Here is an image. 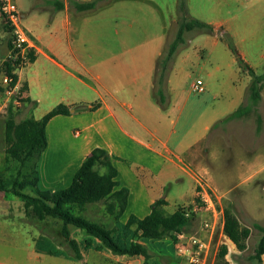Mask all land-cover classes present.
Masks as SVG:
<instances>
[{
    "label": "rangeland",
    "instance_id": "obj_1",
    "mask_svg": "<svg viewBox=\"0 0 264 264\" xmlns=\"http://www.w3.org/2000/svg\"><path fill=\"white\" fill-rule=\"evenodd\" d=\"M14 1L19 11L27 15L22 21L26 30L35 35H42L47 43L60 45L66 53L71 44L73 49L71 54L74 53V59L78 60L85 70L90 71L84 73L81 67L79 69L81 76L85 75L89 82L92 77L106 82L112 73L114 63L133 61L141 52L144 53V59L148 60L152 52L146 50H159L164 54L163 58L168 53L169 45L176 39L183 16L178 9V0H105L99 2L96 9L87 12L73 10L75 7L68 0L72 10L67 28L65 25L67 12L64 9H54L57 8L55 2L58 0ZM185 2L187 8L185 16L188 19H197L222 27L215 29L214 34L201 30L185 33L184 44L175 54L169 71L170 74L172 67L176 66L174 77L177 80L182 79L179 89L181 98H178V104H183L186 98L201 103L200 101L206 97L205 101L214 105L216 109L222 101L230 100L231 95L237 92H242L243 96H246L243 109H246L247 113L242 118L224 122V118L233 113V108L236 106L238 108V105L228 103L219 107L226 116L210 131L202 157L206 159L203 166L209 172L207 178L218 190L210 191L220 198L216 200L217 207L222 211L224 208H230L243 222L247 220V224L252 228L249 251L237 259L230 257V263L264 264L252 258L261 233L253 227L252 220L244 219L243 214L246 206L248 210L252 209L264 216V83L261 91L263 98L257 103L253 102L249 97V87L253 77L241 69L237 57L229 50L225 41V34H228L246 63L257 64L258 74L264 73V0H185ZM6 26L0 16V107L2 108L0 130L3 132L9 107H13L17 122L27 119L28 116L25 97L21 106H16L14 104L17 100L16 93L9 96L6 93L5 62L11 59L8 44L13 39L12 33ZM145 54L148 55L147 58ZM74 59H71L72 65ZM51 72L56 74L57 70L51 67ZM60 75L66 77L64 74ZM199 79L205 83L206 93L203 95L191 91V85ZM209 92L213 95L208 96ZM57 100L50 99L43 102L37 111L30 113V117L41 118V112ZM78 104L80 103L73 108H78ZM211 108L212 112L214 107L210 106ZM4 138L3 135L2 140L5 143ZM2 149L3 147L0 146V156ZM32 162L22 165L20 162L9 161L4 170L0 169V174H5L7 180L11 182L14 179L24 181L30 173ZM191 166L193 169V165ZM198 180L205 181L201 176H198ZM183 186L181 194L184 204L173 209L184 208L191 215L186 232L207 240L212 238L213 252H216L217 247L219 249L226 240L224 233H221L222 218L220 216L216 220L213 231L203 229V220L214 221V219L208 213L193 212L194 207H204L198 198L201 188L199 185L196 186L197 195L192 198L194 183L185 177ZM23 192L36 195L32 187L26 188ZM168 192L170 190H166L167 194ZM170 194L174 203L173 190ZM23 207L24 202L15 196L12 190L0 193V262L81 264L63 236L64 224L61 220L54 218L39 220L32 213L27 215ZM87 207H105V203ZM99 208L86 211L83 217L91 222L99 220L97 223L102 224L104 221L101 222L103 219L101 212L96 210ZM75 214L79 215L77 211ZM124 218L119 220L120 225L124 223ZM106 224L109 227L114 226L113 222L106 221ZM69 231L71 238L72 236L90 237L74 226H69ZM116 241L124 244L121 240L116 239ZM124 241L129 243L130 238L127 237ZM146 242L151 249L149 259L146 260L143 256H126L124 259L119 256L124 261L116 263L119 258L115 256L104 260L102 264H162L161 260L159 263V259L154 261L153 256L156 254L158 257L169 254L173 260L172 264H179L177 254L176 256L173 254L170 238L162 241L146 239ZM213 264H221L218 263L216 256Z\"/></svg>",
    "mask_w": 264,
    "mask_h": 264
},
{
    "label": "crops",
    "instance_id": "obj_2",
    "mask_svg": "<svg viewBox=\"0 0 264 264\" xmlns=\"http://www.w3.org/2000/svg\"><path fill=\"white\" fill-rule=\"evenodd\" d=\"M58 1L64 4L63 9L67 12L65 25L68 28L72 10L69 4H73L74 1L89 2L92 0H69L70 3L68 0ZM26 16L22 13L23 18ZM214 27L217 29L222 26ZM26 31L31 39L36 59L35 62L28 63L25 67L17 70L16 74L21 90L24 85L26 86V91L23 93L25 99H28V102H25L27 118L40 120L60 104L70 109L69 115L56 116L47 125L48 147L38 163L39 189L53 193L70 187L76 173L92 152L95 149L105 150L118 172L119 187L117 190L125 188L129 192L127 208L119 219L125 217L124 223L120 225V221L112 217L106 207H86L81 215L92 208H99L96 210L101 212L103 217L101 222L104 221L100 225L112 229L116 239L125 243L124 240L128 237L130 242L141 243L151 252L146 239L136 237L135 228L126 227L129 217L145 218L150 214L151 206L163 197L168 202L166 210L169 214H173L176 211L173 207L184 204L181 190L184 188L185 177L194 183L192 198L197 195L198 176L205 179L210 189L218 191L207 178L209 172L203 166L206 163V159L202 157L203 149L209 140L210 131L226 116L219 110V107L228 103H236L238 108L236 106L232 110L236 112L243 106L246 96H243L242 92H237L235 95H231L230 100L222 101L216 109L214 105L205 101L206 97L200 101L201 103L186 98L183 104H178V98H181L179 89L182 79L177 80L174 77L176 66H173L165 85L161 88L164 102L160 101L157 95L160 86L156 84V73L158 58L161 59L164 54L153 49L146 50L152 52L149 57L145 54L148 60L144 59V53L141 52L133 61L125 60L114 63L111 69L112 73L106 82L95 77H92L89 82L85 75L81 76L79 69L81 67L84 73L90 71L89 69L85 70V67L80 66L81 63L74 59V53L71 54L73 50L71 44H69L67 52L71 55H66L65 49L62 50L60 45L47 43L42 35ZM71 59L75 60L74 65L71 64ZM248 64L254 69L256 75H262L258 74L257 64L250 62ZM51 67L57 70L58 76L51 72ZM60 74H64L66 77L63 78ZM194 84L191 85V91L196 94L192 89ZM204 93H206V87ZM211 94L213 95L209 92L207 95ZM50 99L58 100L41 112V118L30 117L32 111H37L43 102ZM77 103H80L78 108H73ZM210 106L214 107L212 112ZM209 111L211 116H209ZM3 135L4 132L0 130V146L3 147L0 156L1 170H4L7 162ZM191 165H193V169ZM166 190H170V192L167 194ZM172 190L174 203L172 197L170 198ZM78 214L80 215V213ZM243 214L244 219L248 218V221L252 220L254 224L258 223L264 226L263 215L252 209L248 210L246 206H244ZM237 217L243 226L250 228L247 220L243 222L239 216ZM106 221L113 222L114 226H107ZM223 226L224 218L222 217V234ZM117 228L118 231H116ZM250 238L248 249L245 252H240L229 239L224 238L226 240L223 244L228 248L226 259L229 263L231 262L230 257L237 259L249 251ZM72 239L78 243L81 258L77 260L81 264H102L104 260L112 259L115 256L119 258L108 249L98 251L97 247L100 245V241L96 238L86 236L74 238L72 236ZM88 239L91 240V245L86 244ZM170 240L175 255V243L172 239ZM219 250L220 248L217 247V255ZM157 255L153 256L154 261L159 259V263L161 260L162 264H172L173 260L169 254L161 257ZM120 257L125 259L126 256ZM124 259L119 258L116 263H121ZM178 262L185 264L180 258ZM0 264L4 263L0 262Z\"/></svg>",
    "mask_w": 264,
    "mask_h": 264
},
{
    "label": "trees",
    "instance_id": "obj_3",
    "mask_svg": "<svg viewBox=\"0 0 264 264\" xmlns=\"http://www.w3.org/2000/svg\"><path fill=\"white\" fill-rule=\"evenodd\" d=\"M101 1L105 0L74 1L73 5L78 12H87L96 9ZM55 5L59 10L64 7V4L60 1H56ZM178 9L183 16L176 39L169 45L167 55L158 61L156 84L158 83L160 86L157 91L160 101H163L161 88L167 81L171 63L177 50L184 44L185 33L193 30L206 31L209 34L215 33L214 26L197 19H188L185 16L187 14L185 0H178ZM6 27L11 32V28L8 25ZM225 41L229 50L237 57L241 69H244L253 77L249 87V97L253 102H259L262 99L261 91L263 89L264 74L256 75L254 69L246 63L228 34H225ZM12 42L13 39L8 44L10 51L13 49ZM13 53L16 54L17 52ZM28 59L29 63L35 62L34 50L29 52ZM21 67L20 59L17 61L9 59L5 62V74L13 79L12 86H15L18 82L16 71ZM22 91H26L25 85ZM24 102H28V99ZM246 113L247 110L241 106L236 112L227 117L224 122L242 118ZM69 114L70 109L60 104L45 114L40 120L27 118L17 122L13 107H9L4 125L6 164L9 161H13L24 165L29 161H33V165L26 179L21 182L17 179L11 182L7 180L5 174H0V193L12 190L13 194L24 202L27 215L32 213L39 220H45L46 218L61 220L64 224L63 236L70 244L77 259H80L81 255L78 243L71 238L69 226H74L88 236L98 239L100 241V245L97 247L98 251L108 249L117 256H143L146 260L149 259L150 253L145 245L138 242L120 244L116 241L112 229L88 221L81 215L88 205L104 202L107 212L116 220H119L127 208L129 192L125 188L117 190L119 187L117 181L118 172L105 150L95 149L92 152L76 173L70 187L53 193L39 189L38 163L41 155L48 147L47 125L54 117ZM10 186H12L11 189ZM28 187H32L36 195L25 194L23 191ZM167 206L168 202L165 197L160 198L151 206L149 215L143 219L130 216L126 227L129 229L135 228V236L142 239L163 240L170 238L174 241L175 234L186 231L191 219L186 216L187 212L184 208H178L173 214H169L166 210ZM75 211L80 213V215H76ZM223 218L224 236L240 252H245L248 249V240L252 234L251 228L243 226L230 208L223 209ZM253 227L260 231L261 238L252 258L259 262H264V226L255 223ZM86 244L91 245V240L88 239ZM227 255V246H221L217 255L218 263L230 264L226 259Z\"/></svg>",
    "mask_w": 264,
    "mask_h": 264
},
{
    "label": "built area",
    "instance_id": "obj_4",
    "mask_svg": "<svg viewBox=\"0 0 264 264\" xmlns=\"http://www.w3.org/2000/svg\"><path fill=\"white\" fill-rule=\"evenodd\" d=\"M0 16L11 28V33L13 35V49L10 51V58L15 61L20 59L21 66L24 67L29 63L28 54L33 50V45L22 24V13L19 11L14 0H0ZM13 52L17 53L14 54ZM12 83L13 79L11 77H4L7 96L15 92L17 100L14 104L16 106H21L22 100L24 99V93L19 88L18 82L15 86H12ZM192 89L196 94L204 93L205 87L203 81L197 80L192 86ZM1 110L2 108L0 107V111ZM198 185L199 188H201L198 192V198L204 207H194L193 212L195 214L208 213L212 215L214 221L206 219L203 220L202 225L203 229L213 231L216 220L220 216L221 218L223 217V211L216 205V200L219 198L214 193L210 192L211 189L204 180H198ZM186 216L190 218L191 215L187 212ZM174 243L178 258H180L185 264H213L215 261L216 252H213L212 238L207 240L200 236L182 231L175 234Z\"/></svg>",
    "mask_w": 264,
    "mask_h": 264
}]
</instances>
